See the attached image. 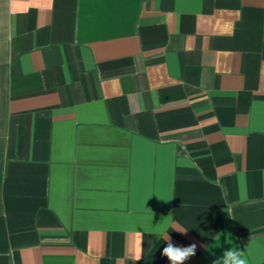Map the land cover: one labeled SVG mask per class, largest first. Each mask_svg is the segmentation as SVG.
Wrapping results in <instances>:
<instances>
[{"label":"crops","instance_id":"1","mask_svg":"<svg viewBox=\"0 0 264 264\" xmlns=\"http://www.w3.org/2000/svg\"><path fill=\"white\" fill-rule=\"evenodd\" d=\"M167 233L264 264V0H0V264Z\"/></svg>","mask_w":264,"mask_h":264},{"label":"clouds","instance_id":"2","mask_svg":"<svg viewBox=\"0 0 264 264\" xmlns=\"http://www.w3.org/2000/svg\"><path fill=\"white\" fill-rule=\"evenodd\" d=\"M174 231L186 233L187 230L175 229ZM163 240L166 245L162 248L161 255L167 257L170 264H185V262L196 255L197 244L191 243L187 246L176 245L170 235L165 234ZM212 264H248L245 251L237 248H228L222 255L213 260Z\"/></svg>","mask_w":264,"mask_h":264}]
</instances>
